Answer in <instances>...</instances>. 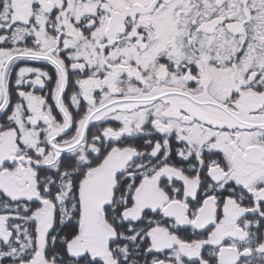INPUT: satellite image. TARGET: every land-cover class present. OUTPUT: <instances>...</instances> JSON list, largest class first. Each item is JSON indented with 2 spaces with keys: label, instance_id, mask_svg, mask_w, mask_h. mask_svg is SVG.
Returning <instances> with one entry per match:
<instances>
[{
  "label": "snow or ice",
  "instance_id": "obj_1",
  "mask_svg": "<svg viewBox=\"0 0 264 264\" xmlns=\"http://www.w3.org/2000/svg\"><path fill=\"white\" fill-rule=\"evenodd\" d=\"M0 264H264V0H0Z\"/></svg>",
  "mask_w": 264,
  "mask_h": 264
}]
</instances>
